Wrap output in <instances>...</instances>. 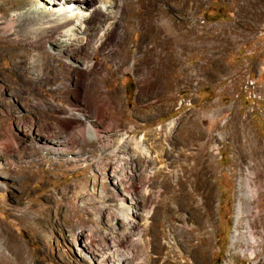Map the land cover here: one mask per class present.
Returning a JSON list of instances; mask_svg holds the SVG:
<instances>
[{
	"label": "rangeland",
	"instance_id": "obj_1",
	"mask_svg": "<svg viewBox=\"0 0 264 264\" xmlns=\"http://www.w3.org/2000/svg\"><path fill=\"white\" fill-rule=\"evenodd\" d=\"M132 1L136 3L129 20L135 33L144 32L142 23L151 13L170 27L169 38L159 35L168 56L163 62L176 69L173 76L161 77L170 94H162L161 83H144L145 72L136 73L155 68L159 61L144 52L153 42L145 34L139 37L138 50L132 43L121 45L111 58L110 49L99 51L94 46L90 55L74 51L66 59L58 53L55 38L34 37L16 24L7 26L16 7L41 18L42 11L47 15L62 10L61 0L52 9L28 0H0V264L100 263L81 241L72 239L80 227L88 231L97 224L108 238L119 237L113 233L119 224L110 214L117 211L120 216L125 209L118 201L122 175L132 177L141 191H150L146 208L151 211L150 223L154 211L167 210L159 209L156 198L164 191L160 183L167 173L165 166L174 161L168 169L177 180L178 165L184 163L180 153H195L197 144L203 143L208 145L198 170L209 174L213 202L205 264H264V240L231 244L238 175L233 170L232 145L220 144L219 138L221 127L234 118L246 124L255 138L264 135V0ZM170 80L177 83L169 87ZM104 92L110 97L107 103ZM110 93H118V98ZM78 112L88 115L89 124L102 137L110 131L109 137L99 140L91 135L86 143H63L61 131L71 115L85 122ZM132 138L147 154L146 161H158L147 167L142 159L143 172L136 173L137 161L121 153ZM156 172L160 173L154 178ZM178 183L190 188L185 178ZM200 193L194 187L190 197L186 192L172 200L174 212L147 236L162 229L156 244L164 246L173 231L170 225L185 231L184 227L198 224ZM101 205L105 209L97 222ZM262 210V221L254 230L257 236H264V201ZM66 218L73 228L64 224L62 230L49 229L50 221ZM11 236L23 247L20 257L9 243ZM154 260V264H193L185 250L170 255L157 250Z\"/></svg>",
	"mask_w": 264,
	"mask_h": 264
},
{
	"label": "bare ground",
	"instance_id": "obj_2",
	"mask_svg": "<svg viewBox=\"0 0 264 264\" xmlns=\"http://www.w3.org/2000/svg\"><path fill=\"white\" fill-rule=\"evenodd\" d=\"M28 1H31V4L42 5L46 8L50 6L52 9L55 6H58L55 4L59 0ZM75 2L84 7L86 5V7L79 8L80 10L78 8L71 9L72 7L69 6L77 3L74 4L68 0H61L59 6L62 5V10H53L51 11L52 14L47 13V15H45V11H42L40 14H43L44 17L41 18L34 17L29 9L23 13L21 9L16 7L15 11L9 16L10 18L7 26L10 28L13 24H16L18 27L28 30L34 37L44 36L55 38L56 45L59 47L58 53L66 59H69L74 51H83L89 54L90 49H93L94 46H98L99 51L110 49L108 55L111 58L117 51L121 50V45V47H127L132 43L131 45L138 50L142 44L139 37L145 34V36L153 42L151 47L146 45L144 52L149 56L158 57L159 61L156 63L157 66L155 68H146L141 71L137 70L136 73L141 74V72H145L146 77H144V83L152 84L153 86L161 83L165 86L162 94H170L171 90L161 77L162 74H165V78L173 76L176 69L174 65L166 66L165 62H163L168 56L163 53L162 49L164 43L159 40V35L161 33L167 38L170 36V27L167 23L164 24L160 22L159 19L154 17V13H151L148 21L142 23L144 26V32L135 33L131 21L129 20V16L133 13L132 11L136 2L132 0H75ZM76 10L78 11L76 12ZM248 10L252 12L250 9ZM63 11H66L65 14H58ZM122 21L124 22L122 23ZM129 35L131 37H129ZM245 36L246 35L243 37L245 38ZM126 59L127 58L125 57L124 61H126ZM227 71L230 72L229 70ZM149 75H152L154 79L149 80ZM176 81L170 80L169 87L172 84H176ZM159 92L161 93V91ZM101 94L103 95L105 103H107L108 100L110 101L107 92ZM111 97L114 99L118 98V93L111 94ZM225 112V110H222V115ZM78 114H80L81 117L84 116L85 122H82V120L76 116L74 117V115H71L70 120L67 121L68 123L64 125L61 131L63 143L75 144L78 141L86 143V138L91 135L99 140L107 139L106 137H109L108 135L110 134V131H106L105 135L102 137L98 132L93 130L94 128L89 124L88 115L82 114L81 112H78ZM220 131V144L228 143L233 147V170H235L238 175L235 194V233L232 235L231 244L235 247L240 242L249 243L256 240L263 241L264 236H257L254 233V230L257 222L261 223L262 221L261 212L263 211L262 206L264 201V135L260 139L255 138L246 124L241 123L240 120L236 118L233 120H227L221 127ZM84 132H87V135ZM107 143L109 144L110 142L107 141ZM125 145L126 146L123 147L124 149L121 153H124L126 156L129 155V159L132 160L131 162L137 161V163L133 164V169L136 173L145 170V165L141 164L144 162L141 161L144 160L147 167L154 166L158 162L157 158L146 161L148 158L147 154H145L144 151L141 152L139 141L136 138H132L125 142ZM207 145L208 144L206 143L197 144L198 149L195 153H180L181 158L183 157L184 163L182 162L178 165L179 170H177V180H174V176L171 173L172 171L169 170L174 167V161H172L170 165L165 166L167 173L163 176V180L160 183L164 191L161 194L159 191L156 198L158 200L159 209L161 207H167V210H162L163 212L154 211L153 216L151 217L152 222L148 223L151 211H146V208L150 204V191L148 189L141 191L139 185L132 177L128 178L125 175H122L123 191L118 192V201L122 208L125 209H121L122 213H120V216L117 211L114 215L110 214L112 220L117 223V226L119 224V228L113 229V233L118 234L119 237L110 235V238H108V234L106 235L105 232L101 233L99 225L97 224L96 226L89 228L88 231H85L80 227L74 233L72 241H74V243L81 241L83 243L82 246L88 254L98 257L100 262L98 264H154V254L157 250L165 251L169 255L177 254L180 253V251L185 250L190 256L192 255L193 264H205L207 253L206 247L211 243L210 237L206 236V234L210 235V232L206 231V229L213 225L211 220L213 202L210 190L211 187L209 188L210 182H208L209 174L204 170L199 173L198 162L204 160L202 154L205 152ZM108 149L109 147L107 148V151ZM125 152H128V154ZM168 154L169 153H165V156H168ZM190 161H192V163H190ZM157 173L159 174L160 172H156L154 178L158 177ZM182 178H185V182H189L190 188L188 190L186 186H184V188L182 187L183 189L179 186L178 181H181ZM194 187L195 190L201 192V199L200 201L197 200V209L195 208L198 211L201 220H198L199 223L196 225L194 224V226L184 227L185 231L170 225L169 229L173 231H171L169 240L164 246H158L156 244L157 238L159 234L163 233V230L158 229L155 231L157 234L154 232L152 236L148 237L147 235H149L150 230L155 228L162 222L163 218H166L168 213L174 210L170 205L172 204V200H175L186 192L190 197V194L193 193ZM104 209L103 205L99 207L96 215L97 222ZM137 219H139L140 222L134 224V221ZM64 224H66V227L69 229L73 228V222L69 221L68 218L64 219V221H50L48 227L50 230H54L56 227H59L62 230ZM120 225L123 226L122 230H120ZM68 232H70V230H68ZM9 239L11 241H9V243L12 249H16L20 257L21 252H23L22 245L14 240L12 236ZM195 240H197V242H195ZM123 248L126 249L125 253L122 252ZM182 264L187 263L185 262Z\"/></svg>",
	"mask_w": 264,
	"mask_h": 264
}]
</instances>
